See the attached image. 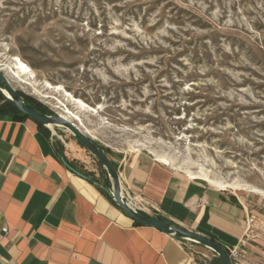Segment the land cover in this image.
<instances>
[{
	"label": "rangeland",
	"instance_id": "obj_1",
	"mask_svg": "<svg viewBox=\"0 0 264 264\" xmlns=\"http://www.w3.org/2000/svg\"><path fill=\"white\" fill-rule=\"evenodd\" d=\"M15 57L35 79L5 70L14 87L110 155L237 182L195 179L264 218V0H0V65Z\"/></svg>",
	"mask_w": 264,
	"mask_h": 264
},
{
	"label": "crops",
	"instance_id": "obj_2",
	"mask_svg": "<svg viewBox=\"0 0 264 264\" xmlns=\"http://www.w3.org/2000/svg\"><path fill=\"white\" fill-rule=\"evenodd\" d=\"M68 142L54 128L0 111V264H220L206 248L137 225L112 201L99 164ZM109 157L144 214L226 251L243 239L253 212L239 199L140 154ZM248 253L264 263V237L250 241Z\"/></svg>",
	"mask_w": 264,
	"mask_h": 264
},
{
	"label": "water",
	"instance_id": "obj_3",
	"mask_svg": "<svg viewBox=\"0 0 264 264\" xmlns=\"http://www.w3.org/2000/svg\"><path fill=\"white\" fill-rule=\"evenodd\" d=\"M0 95L3 100L18 110L21 114L35 121L45 128H61L70 133L71 136L102 166L103 174H107L110 185L107 184V192L112 201L134 222L141 226L149 227L161 231L167 235L177 237L181 240L199 245L210 250L221 261V264H231L228 254L223 246L199 234L185 230L170 221L151 218L140 210L130 205L124 196L121 176L118 169L115 168L110 157L106 154L101 145L97 144L92 137L85 132L72 119L66 117L63 113H54L53 115L44 114L32 105H30L14 87V82L4 71L0 70ZM65 162V160L63 159ZM66 163V162H65ZM67 167L79 177L90 180L86 175L66 164Z\"/></svg>",
	"mask_w": 264,
	"mask_h": 264
},
{
	"label": "bare ground",
	"instance_id": "obj_4",
	"mask_svg": "<svg viewBox=\"0 0 264 264\" xmlns=\"http://www.w3.org/2000/svg\"><path fill=\"white\" fill-rule=\"evenodd\" d=\"M0 67L2 68V69H0L1 71H5V70L6 71L7 70L11 71V74H12L13 78L14 79H18L21 82L34 81V79H35V75L32 72V70L30 69V67L27 64H25L21 59H19L17 57H15L14 60H13V66L0 65ZM47 88L55 90V91H58V92H64L65 97H67L75 105H77L80 110H83V111L88 110V111H91L93 113L97 112L96 109L88 107L81 100L76 99L71 94H69L68 92L63 91V88L61 86L53 87L51 85H47ZM62 113L65 114L66 117H68L69 119H72L74 121H79V118H80L79 115L74 113L73 111H71L67 107L63 110ZM186 173H187V171H186ZM187 175H188V177L190 179H193V180H195V179L205 180V181L209 182L211 185L219 188L220 190H226L228 188H232V189H235V190H240L242 188V185L237 183V182L215 181L203 169H201V170L199 169V171H197V172L188 171ZM260 192H261V190H260ZM130 204L133 205L134 203H130Z\"/></svg>",
	"mask_w": 264,
	"mask_h": 264
},
{
	"label": "built area",
	"instance_id": "obj_5",
	"mask_svg": "<svg viewBox=\"0 0 264 264\" xmlns=\"http://www.w3.org/2000/svg\"><path fill=\"white\" fill-rule=\"evenodd\" d=\"M124 196L129 203L137 210L143 212V201L140 197L133 195L130 191H124ZM245 229L243 239L236 247L227 249V254L231 264H264L252 259L248 253V244L250 241L264 237V218L255 213H247L244 221ZM8 228L2 229L3 233H8Z\"/></svg>",
	"mask_w": 264,
	"mask_h": 264
},
{
	"label": "trees",
	"instance_id": "obj_6",
	"mask_svg": "<svg viewBox=\"0 0 264 264\" xmlns=\"http://www.w3.org/2000/svg\"><path fill=\"white\" fill-rule=\"evenodd\" d=\"M21 94V96L30 104L32 105L35 109H37L38 111L47 114V115H53L54 113L51 111H48L47 109H45L38 101L33 100L27 96H25L23 93L19 92ZM0 102L3 104L2 106H0V111L6 112V113H11L14 115L15 118H19V119H29L27 116L21 114L18 110H16L15 108H13L11 105H9L8 103H6L3 98L0 95ZM40 128H45L42 125L38 124ZM79 144V143H78ZM98 144V143H97ZM80 145V144H79ZM81 146V145H80ZM82 147V146H81ZM104 151L106 152V154L109 156L110 155V151L109 149L101 146ZM83 148V147H82ZM84 149V148H83ZM93 158V157H92ZM98 164L99 166L102 168L101 164L95 159L93 158ZM115 168L117 169L116 164L113 162ZM73 166V164H71ZM136 223V222H135ZM137 224V223H136ZM139 225V224H137ZM219 263L221 264V261L218 259Z\"/></svg>",
	"mask_w": 264,
	"mask_h": 264
}]
</instances>
